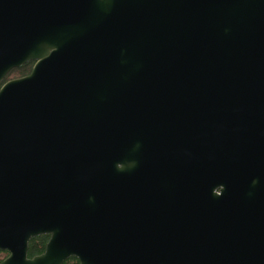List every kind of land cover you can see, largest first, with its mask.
Masks as SVG:
<instances>
[{
	"label": "water",
	"instance_id": "obj_1",
	"mask_svg": "<svg viewBox=\"0 0 264 264\" xmlns=\"http://www.w3.org/2000/svg\"><path fill=\"white\" fill-rule=\"evenodd\" d=\"M29 62L0 264H264V0H0V85Z\"/></svg>",
	"mask_w": 264,
	"mask_h": 264
},
{
	"label": "trees",
	"instance_id": "obj_2",
	"mask_svg": "<svg viewBox=\"0 0 264 264\" xmlns=\"http://www.w3.org/2000/svg\"><path fill=\"white\" fill-rule=\"evenodd\" d=\"M31 68H32V63H28L20 68L13 69L8 74V76L3 81V83L0 85V88L4 83L10 80H14V79L29 75L31 73ZM49 240H50V235H42V236L33 238L29 244L28 257L34 258L36 256L43 254L46 250ZM8 256H9V253L0 250V263L4 261ZM64 264H80V262L77 258L71 257L68 260H66Z\"/></svg>",
	"mask_w": 264,
	"mask_h": 264
},
{
	"label": "flooded vegetation",
	"instance_id": "obj_3",
	"mask_svg": "<svg viewBox=\"0 0 264 264\" xmlns=\"http://www.w3.org/2000/svg\"><path fill=\"white\" fill-rule=\"evenodd\" d=\"M29 63H32V68H31V72H32L33 67L35 66V63H36V62H29ZM27 64H28V63H27ZM25 65H26V64H25ZM30 74H31V73H30ZM30 74H29V75H30ZM29 75H26V76H29ZM26 76H23V77H20V78H17V79H21V78H24V77H26ZM14 80H15V79H14ZM216 193L220 195V191H216Z\"/></svg>",
	"mask_w": 264,
	"mask_h": 264
}]
</instances>
